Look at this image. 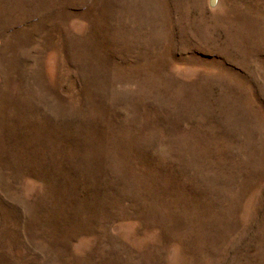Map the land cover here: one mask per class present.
Wrapping results in <instances>:
<instances>
[{
  "label": "rangeland",
  "instance_id": "1",
  "mask_svg": "<svg viewBox=\"0 0 264 264\" xmlns=\"http://www.w3.org/2000/svg\"><path fill=\"white\" fill-rule=\"evenodd\" d=\"M211 1L0 0V264H264V0Z\"/></svg>",
  "mask_w": 264,
  "mask_h": 264
},
{
  "label": "bare ground",
  "instance_id": "2",
  "mask_svg": "<svg viewBox=\"0 0 264 264\" xmlns=\"http://www.w3.org/2000/svg\"><path fill=\"white\" fill-rule=\"evenodd\" d=\"M96 1V0H95ZM145 5V4H144ZM149 6V5H148ZM150 8V7H149ZM146 9V8H145ZM127 12V11H126ZM133 13V12H132ZM141 13V12H140ZM155 13V12H154ZM166 16V15H165ZM164 20V19H163ZM143 29V28H142ZM152 41V40H151ZM203 82V81H202Z\"/></svg>",
  "mask_w": 264,
  "mask_h": 264
},
{
  "label": "water",
  "instance_id": "3",
  "mask_svg": "<svg viewBox=\"0 0 264 264\" xmlns=\"http://www.w3.org/2000/svg\"><path fill=\"white\" fill-rule=\"evenodd\" d=\"M214 0L211 1V3H213Z\"/></svg>",
  "mask_w": 264,
  "mask_h": 264
}]
</instances>
